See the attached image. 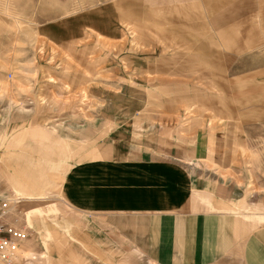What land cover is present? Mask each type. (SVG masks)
Returning <instances> with one entry per match:
<instances>
[{
    "label": "rangeland",
    "instance_id": "1",
    "mask_svg": "<svg viewBox=\"0 0 264 264\" xmlns=\"http://www.w3.org/2000/svg\"><path fill=\"white\" fill-rule=\"evenodd\" d=\"M218 1L0 0L2 140L37 124L48 137L47 163L0 168V193L31 234L16 264L184 260L173 233L155 231L177 227L189 202L116 215L67 203L63 177L103 144L177 161L235 209L264 212V0ZM229 18L220 39L212 20Z\"/></svg>",
    "mask_w": 264,
    "mask_h": 264
},
{
    "label": "crops",
    "instance_id": "2",
    "mask_svg": "<svg viewBox=\"0 0 264 264\" xmlns=\"http://www.w3.org/2000/svg\"><path fill=\"white\" fill-rule=\"evenodd\" d=\"M221 1H218L219 7ZM212 21L215 23L212 24L214 27L221 26L217 36L222 39L223 27L231 26V19L221 20V23L220 19L218 23ZM251 47L253 45L245 47L241 52ZM219 64L221 65L217 62L215 66L221 70ZM33 103L38 107L36 98ZM38 117L39 111L35 112L32 119ZM24 131L26 134L21 135ZM11 133L13 134V130ZM21 134H9L6 146L0 134V168L21 166L23 163H12L20 160L33 161L25 163L30 166L47 163L45 160L48 158L41 151L47 147L45 127L33 125L25 128ZM27 143L31 146L29 150L35 154H20L26 150ZM18 145L23 146V149L18 148ZM100 148L103 155L74 162L63 177L61 191L70 206L94 214L116 215L172 213L189 202L194 211L191 215L177 218L180 221L177 227L158 221L161 225L155 231L161 240L165 238L163 231L166 234L173 233L174 241L167 238L168 246L173 247L176 253L179 248L186 255L180 264H264V212L235 209L228 204L232 202L231 195L221 197L209 190V184H195L193 176L177 161L148 158L138 152L126 154L127 152L108 144H103ZM215 196L219 197L220 202L224 200L227 206L220 207L218 204L221 203L216 202ZM14 204L17 207L16 201ZM188 228L192 234L190 238L183 234ZM144 230L145 227H142L140 234L134 233L132 236L139 235L143 239ZM177 232L178 235L175 236ZM159 243L163 244L161 241ZM158 264L172 263L160 259Z\"/></svg>",
    "mask_w": 264,
    "mask_h": 264
},
{
    "label": "built area",
    "instance_id": "3",
    "mask_svg": "<svg viewBox=\"0 0 264 264\" xmlns=\"http://www.w3.org/2000/svg\"><path fill=\"white\" fill-rule=\"evenodd\" d=\"M14 201L0 193V264H16L22 244L31 235L21 226Z\"/></svg>",
    "mask_w": 264,
    "mask_h": 264
}]
</instances>
